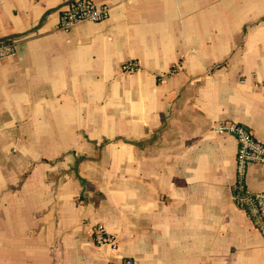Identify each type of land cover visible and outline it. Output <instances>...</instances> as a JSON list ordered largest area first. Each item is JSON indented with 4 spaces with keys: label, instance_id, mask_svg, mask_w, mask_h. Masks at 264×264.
Here are the masks:
<instances>
[{
    "label": "crops",
    "instance_id": "0c3cea01",
    "mask_svg": "<svg viewBox=\"0 0 264 264\" xmlns=\"http://www.w3.org/2000/svg\"><path fill=\"white\" fill-rule=\"evenodd\" d=\"M65 1L0 0V37ZM91 1L109 16L55 11L0 59V264H264L214 129L264 141V0Z\"/></svg>",
    "mask_w": 264,
    "mask_h": 264
},
{
    "label": "built area",
    "instance_id": "2783aa9c",
    "mask_svg": "<svg viewBox=\"0 0 264 264\" xmlns=\"http://www.w3.org/2000/svg\"><path fill=\"white\" fill-rule=\"evenodd\" d=\"M109 14L108 4H96L91 0H74L60 10L58 27L68 31L79 22H99L107 18ZM15 54L14 40L0 42V59ZM123 67L133 70L135 63L129 62ZM214 129L219 134H231L237 140L233 199L246 211L255 228L264 238V191L253 190L247 184L248 166L254 163L264 167V141L260 140L247 125L237 121L220 122L214 126ZM93 236L97 244L115 243V237L109 234L101 223L93 228ZM121 264L137 263L134 258L126 257Z\"/></svg>",
    "mask_w": 264,
    "mask_h": 264
},
{
    "label": "water",
    "instance_id": "95a60500",
    "mask_svg": "<svg viewBox=\"0 0 264 264\" xmlns=\"http://www.w3.org/2000/svg\"><path fill=\"white\" fill-rule=\"evenodd\" d=\"M74 0H66L65 2H62L61 4L57 5V6H54V7H51V8H48L44 13L43 15L41 16L38 24H36L35 26H33L32 28L24 31V32H19V33H13V34H9V35H6V36H2L0 37V42H4V41H7V40H13L15 38H19L21 36H24V35H27L35 30H37L42 22L44 21V19L51 13L55 12V11H58V10H61L62 8H64L65 6L71 4Z\"/></svg>",
    "mask_w": 264,
    "mask_h": 264
}]
</instances>
